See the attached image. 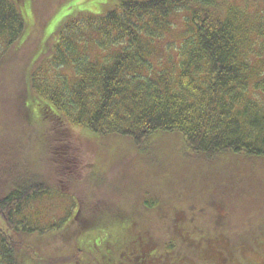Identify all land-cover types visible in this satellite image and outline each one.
<instances>
[{
	"label": "trees",
	"instance_id": "1",
	"mask_svg": "<svg viewBox=\"0 0 264 264\" xmlns=\"http://www.w3.org/2000/svg\"><path fill=\"white\" fill-rule=\"evenodd\" d=\"M33 11L34 0H0V69L37 39L30 38L31 29L46 26L54 15L35 24ZM175 17L184 26L181 42H167L164 55L159 44ZM38 38L15 109L22 134L46 129L60 155L69 152L71 123L128 137L148 152L155 146L160 152L151 137L163 131L182 138L186 158L216 161L226 152L254 162L264 157V0H108L98 13L75 7ZM14 143L0 140V261L54 264L20 239L49 231L33 225L24 209L51 195L52 186L32 170L21 143ZM82 212L71 221L78 222L75 237L86 228L96 231L86 236L92 245L76 250L81 264H264V232L251 243L231 244L222 233L195 241L183 228L188 221L182 213L159 230V247H151L136 220L94 213L84 219ZM64 228L54 224L55 231ZM104 233L115 243L102 248Z\"/></svg>",
	"mask_w": 264,
	"mask_h": 264
},
{
	"label": "rangeland",
	"instance_id": "2",
	"mask_svg": "<svg viewBox=\"0 0 264 264\" xmlns=\"http://www.w3.org/2000/svg\"><path fill=\"white\" fill-rule=\"evenodd\" d=\"M106 2L34 0V11L29 14L36 18L35 24L47 21L54 14V6L60 7L46 26L31 29L30 38L37 39H32L23 56L12 54L0 69V140L15 142L13 145L17 147L21 143L32 170L52 186L51 195L34 200L24 209V215L31 218L33 225L49 231L43 236L24 235L20 239L34 246L35 255H40L43 262L81 264L77 262L76 250L92 245L94 242H87L86 236L96 231L93 227L86 228L83 235L75 237L78 222L71 221L81 209L84 219L94 213V216H111L116 220L121 215L127 220H136L138 228L153 244L151 247L163 240L159 230L165 231L172 218H184L182 213L188 221L183 228L191 233L192 240L222 233L231 244L253 242V237L264 232V157H255L254 162L226 152L216 161L186 158L182 138L163 131L151 137L160 152L156 146L148 152L147 147L136 149L128 137L104 136L71 123L68 124L69 152L60 155L57 145L49 141L52 136L46 129L34 128L22 134V118L15 104L27 88L34 66L27 56L40 40L38 37L43 32L50 33L64 16L73 14L75 7L78 11L98 13ZM179 19L174 18L175 25L159 44L164 55L169 51L167 42H181L178 35L184 26ZM45 135L48 142L43 139ZM58 222L65 225L62 231L54 229ZM99 239L98 245L102 248L105 242L115 243L105 233ZM99 254L96 256L100 257Z\"/></svg>",
	"mask_w": 264,
	"mask_h": 264
}]
</instances>
